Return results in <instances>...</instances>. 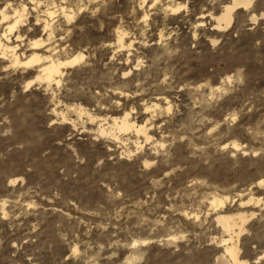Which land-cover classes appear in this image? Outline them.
<instances>
[{
  "label": "rangeland",
  "instance_id": "rangeland-1",
  "mask_svg": "<svg viewBox=\"0 0 264 264\" xmlns=\"http://www.w3.org/2000/svg\"><path fill=\"white\" fill-rule=\"evenodd\" d=\"M226 1L0 0L22 59L84 54L50 85L0 54V264H218V212L264 264V0ZM125 111L149 139L100 132Z\"/></svg>",
  "mask_w": 264,
  "mask_h": 264
},
{
  "label": "bare ground",
  "instance_id": "bare-ground-1",
  "mask_svg": "<svg viewBox=\"0 0 264 264\" xmlns=\"http://www.w3.org/2000/svg\"><path fill=\"white\" fill-rule=\"evenodd\" d=\"M143 1L146 2V0ZM252 1L253 0H230L229 2L226 1L221 12H219L217 15L214 16V18L216 19V26L220 28L223 25L225 26L230 25L233 19L234 10L240 7H248L252 4ZM179 8L180 6H177L175 8H172V10L175 11L178 10ZM25 11H26L25 4H22L19 7H14L12 11H8L6 5L4 8L0 9L1 22L6 24L4 31L2 33L0 31L1 57L10 59V62L14 66H20V65L31 66L34 63H38L39 70L37 69L38 70V74L36 75L37 79H39L40 81H46L49 85L53 81L60 83L61 76L64 73L62 68L65 66L73 65L76 62L80 61L83 58L84 54L82 52H78L70 55L67 58L61 59V58H55V56L53 57L52 55L43 56L44 54L42 55L38 52H33L29 56H27V58L22 59L20 57L21 56L20 53L18 54L17 52L18 44H14L10 42L11 40L10 35L18 27L20 22L23 21ZM62 11L64 12V15L67 16L69 19L72 18V16L74 15V14L71 15V13L70 14L67 13L66 8L64 6L62 7ZM54 13L55 10H53L51 7H47L44 10L45 18H44L43 26L45 29L49 30V26L51 24L48 18L51 17ZM256 18H257L256 14L252 16V19L256 20ZM20 37L21 35L17 34L16 40H19ZM117 42H118V46L120 47L126 46L125 31L123 30L117 31ZM31 44L33 45L34 48H38L40 45L44 44V40L38 39L33 41ZM30 83L31 81L28 82L27 85H29ZM156 105H157L156 102H154L153 106ZM74 109L78 112V115L80 114V116L81 114L86 112L85 109L81 106L74 107ZM62 116L64 120H68L65 114H62ZM89 117L92 120L94 119L93 115L91 114L89 115ZM112 120L113 122H111L112 124L109 127L108 125L107 127H104L103 124L99 125V130L102 134H109L118 139L119 137L117 134L118 132H127L130 130H134L138 134H144L147 139L150 138L146 125L136 123L135 121L136 119L132 120L130 118V112L128 111L127 112L125 111V113L122 116L113 117ZM234 145L235 147H238V143L234 142ZM217 197L214 196L212 201V205L214 204L215 207L225 203V201L223 200L224 198L221 199ZM247 218L248 216L244 213H238V214L236 213V215H234V214L218 212L217 221L223 227L224 232L228 233L227 238L224 237L219 238L221 245L223 244L224 246L223 249L224 252H222L221 255L218 257V262H219L218 264H248L249 263V260L242 259L239 256L241 250V247L239 246V238L241 233L245 230L244 224L247 221Z\"/></svg>",
  "mask_w": 264,
  "mask_h": 264
}]
</instances>
